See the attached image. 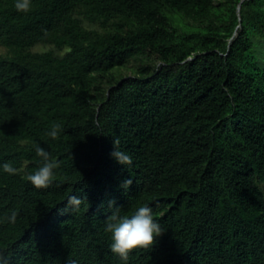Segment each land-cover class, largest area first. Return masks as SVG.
<instances>
[{"label": "trees", "instance_id": "16d2710c", "mask_svg": "<svg viewBox=\"0 0 264 264\" xmlns=\"http://www.w3.org/2000/svg\"><path fill=\"white\" fill-rule=\"evenodd\" d=\"M15 3L0 0L12 52L0 56V252L11 264H125L105 232L112 201L128 215L150 206L164 229L127 264H264V0ZM135 61L136 76L120 77ZM117 138L131 165L111 156ZM35 144L61 164L46 189L25 179ZM72 195L84 198L76 210Z\"/></svg>", "mask_w": 264, "mask_h": 264}, {"label": "clouds", "instance_id": "9594fccd", "mask_svg": "<svg viewBox=\"0 0 264 264\" xmlns=\"http://www.w3.org/2000/svg\"><path fill=\"white\" fill-rule=\"evenodd\" d=\"M15 8L19 12L31 10V0H16ZM62 132V125L53 122L47 135L56 140ZM119 139L113 140L114 151L111 156L121 165H131L132 158L126 152L120 150ZM35 154L39 158V167L32 173L25 176L26 181L30 182L37 189H46L52 185L55 179V170L61 164L51 154L38 144L34 145ZM3 171L9 175H15L17 169L11 163L2 165ZM132 183L131 179L125 180L122 187L127 189ZM66 208L76 210L84 202V198L77 195L70 196L67 200ZM115 202H109V207L114 210L105 220V232L111 236L110 249L112 253L119 256L127 264L129 255L140 249H151L156 243V238L163 234L164 229L154 219L153 210L148 205H142L135 209L130 215L122 214L120 207L114 206ZM17 213L12 211L3 217L7 223H15ZM0 264H11L10 258L0 252ZM67 264H78L76 259L69 257Z\"/></svg>", "mask_w": 264, "mask_h": 264}, {"label": "rangeland", "instance_id": "374dc122", "mask_svg": "<svg viewBox=\"0 0 264 264\" xmlns=\"http://www.w3.org/2000/svg\"><path fill=\"white\" fill-rule=\"evenodd\" d=\"M175 19L177 20L178 24L180 25L181 28H185L188 25L190 26V24H193L190 20H186L185 18H182V16L177 15L175 16ZM190 23V24H189ZM194 25V24H193ZM188 26V27H189ZM110 27V26H109ZM95 28H98L100 31H106V28L103 26H96ZM255 41H257L258 45H259V52L257 53L259 55L258 57V62L261 66H264V39L262 38H254ZM49 51H54L57 55H64L68 50L59 52L57 50L54 49V47L52 46H45V45H39L33 48V52H49ZM12 52L1 46L0 45V56H11ZM146 63H151L153 61L148 60L149 57H144ZM158 64V62H156ZM155 63V64H156ZM137 66H139V62L135 61L134 63H132L130 65V68H122L119 69L118 72L120 74V77L122 78H129V77H134L136 76V69Z\"/></svg>", "mask_w": 264, "mask_h": 264}, {"label": "water", "instance_id": "95a60500", "mask_svg": "<svg viewBox=\"0 0 264 264\" xmlns=\"http://www.w3.org/2000/svg\"><path fill=\"white\" fill-rule=\"evenodd\" d=\"M240 10H241V4H240V6H239V8H238V13H240Z\"/></svg>", "mask_w": 264, "mask_h": 264}]
</instances>
